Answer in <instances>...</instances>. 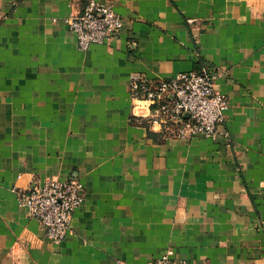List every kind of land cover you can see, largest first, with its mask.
Here are the masks:
<instances>
[{"label":"crops","instance_id":"0c3cea01","mask_svg":"<svg viewBox=\"0 0 264 264\" xmlns=\"http://www.w3.org/2000/svg\"><path fill=\"white\" fill-rule=\"evenodd\" d=\"M123 20L86 51L65 20L88 0H0V264H264V0H95ZM208 65L217 136L166 139L133 117L132 73ZM79 180L55 244L16 199Z\"/></svg>","mask_w":264,"mask_h":264},{"label":"built area","instance_id":"2783aa9c","mask_svg":"<svg viewBox=\"0 0 264 264\" xmlns=\"http://www.w3.org/2000/svg\"><path fill=\"white\" fill-rule=\"evenodd\" d=\"M65 23L80 51L108 44L123 27L122 18L110 6L95 0H88L82 11L70 14ZM218 75L208 65L168 79L132 73L127 91L136 110L133 117L166 139L215 138L228 109L225 96L214 90ZM16 200L39 222L45 237L59 244L68 236L72 216L84 201V187L77 179L37 181L26 190L16 191ZM147 264L187 263L161 256Z\"/></svg>","mask_w":264,"mask_h":264},{"label":"bare ground","instance_id":"6f19581e","mask_svg":"<svg viewBox=\"0 0 264 264\" xmlns=\"http://www.w3.org/2000/svg\"><path fill=\"white\" fill-rule=\"evenodd\" d=\"M16 200V199H15Z\"/></svg>","mask_w":264,"mask_h":264}]
</instances>
